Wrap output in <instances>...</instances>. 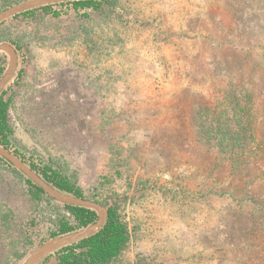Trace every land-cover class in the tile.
Here are the masks:
<instances>
[{
    "label": "rangeland",
    "instance_id": "374dc122",
    "mask_svg": "<svg viewBox=\"0 0 264 264\" xmlns=\"http://www.w3.org/2000/svg\"><path fill=\"white\" fill-rule=\"evenodd\" d=\"M31 1L0 15V40L20 43L26 61L9 124L21 151L76 180L82 204L120 201L131 239L114 264H264V0H111L86 22L71 12L13 20L75 0ZM0 53L2 78L10 72L1 91L18 57L6 43ZM30 207L1 171L0 264L19 248ZM41 251L23 264L55 250Z\"/></svg>",
    "mask_w": 264,
    "mask_h": 264
},
{
    "label": "trees",
    "instance_id": "16d2710c",
    "mask_svg": "<svg viewBox=\"0 0 264 264\" xmlns=\"http://www.w3.org/2000/svg\"><path fill=\"white\" fill-rule=\"evenodd\" d=\"M30 0H0V13L13 6ZM112 7L111 0H75L53 5H46L36 9L26 10L15 14L13 20L29 21L38 14L57 19L69 12L76 18L88 21L91 14L102 13ZM0 23V27L3 26ZM12 47L18 57V68L14 79L0 91V147L26 165L42 182L52 189L86 201L82 188L73 177L64 174L56 167L51 159L35 158L27 155L17 147L13 129L9 124V110L14 98L15 88L20 84L25 72V56L22 45L15 41H1L0 45ZM8 65L6 54L0 53V81ZM252 127L240 126V136H252ZM240 138V144H243ZM7 171L14 175L26 190L30 203V212L23 224L19 248L10 256L9 264H23L30 254L45 243L78 233L95 225L98 213L95 209L80 205L62 204L49 197L44 189L23 173L13 167L6 159L0 157V172ZM105 209V221L92 235L71 244L60 247L48 254L40 264H114L121 253L127 248L131 239V230L123 214L120 201H92ZM35 228H38L35 230ZM43 235L39 238L42 229ZM39 238V239H38ZM37 240V241H36ZM5 258L4 260H6ZM3 261L0 260V263Z\"/></svg>",
    "mask_w": 264,
    "mask_h": 264
},
{
    "label": "water",
    "instance_id": "95a60500",
    "mask_svg": "<svg viewBox=\"0 0 264 264\" xmlns=\"http://www.w3.org/2000/svg\"><path fill=\"white\" fill-rule=\"evenodd\" d=\"M37 1V0H36ZM36 1H31V2H29V3H25L24 5L25 6H29L28 4H35V2ZM9 11H4V12H2V13H0V15L1 14H5V13H8ZM8 76V73L5 75V77H4V79L6 78ZM3 78L1 79V81H0V83L4 80ZM0 149H2L1 147H0ZM4 152H5V150L4 149H2ZM7 152V151H6ZM13 157V156H12ZM29 172H31L30 170H29ZM35 175V174H34ZM36 176V175H35ZM37 177V176H36ZM37 179H39L38 177H37ZM40 180V179H39ZM41 181V180H40ZM38 185L39 186H41L43 189H44V191L46 192V190H45V188H44V186L46 185L44 182H40V183H38ZM77 201H80V206H85L84 204H82V203H84V201L83 200H78V199H76ZM94 205H96L95 203H94ZM97 207H99V210L97 211V212H99L101 209H104V208H102V207H100L99 205H96ZM85 207H87V206H85ZM88 208H91V207H88ZM106 214V213H105ZM99 215V214H98ZM98 220H100V218L98 219ZM98 223H99V221H97ZM98 223H96L95 225H93L92 227H94V226H97L98 225ZM102 225V224H101ZM101 225H99V226H101ZM98 226V228L96 229V230H93L92 229V227L91 228H89V229H87V230H85V231H83V232H78V233H75V234H72V235H77V234H81V233H87V234H85V235H83V236H81L78 240H80V239H83V238H85V237H88V236H90V235H92V234H94L100 227ZM68 236H71V235H68ZM64 237H66V236H64ZM64 237H61V238H58L59 239V242L60 241H62V239L64 238ZM58 239H55V240H58ZM55 240H52V241H55ZM77 240V241H78ZM49 242H51V241H49ZM76 242V241H75ZM48 243V242H47ZM47 243H45L41 248H39L40 250L41 249H43V247H45L46 245H47ZM65 244H62L60 247H62V246H64ZM67 245V244H66ZM59 248V247H58Z\"/></svg>",
    "mask_w": 264,
    "mask_h": 264
},
{
    "label": "bare ground",
    "instance_id": "6f19581e",
    "mask_svg": "<svg viewBox=\"0 0 264 264\" xmlns=\"http://www.w3.org/2000/svg\"><path fill=\"white\" fill-rule=\"evenodd\" d=\"M9 75H10V72H8V76ZM98 214H99L100 220H99V223L97 226L92 227L93 230H96L98 228V226L101 225L103 223V221L105 220V213L102 212V209L98 212ZM61 245H62V242L61 241L59 242V239L55 240V241L48 242L47 245L45 247H43L41 252L44 254L48 251L57 249Z\"/></svg>",
    "mask_w": 264,
    "mask_h": 264
},
{
    "label": "crops",
    "instance_id": "0c3cea01",
    "mask_svg": "<svg viewBox=\"0 0 264 264\" xmlns=\"http://www.w3.org/2000/svg\"><path fill=\"white\" fill-rule=\"evenodd\" d=\"M95 210H96V209H95ZM96 211H97V210H96ZM102 212L106 213V212H105V209H102ZM97 213H98V212H97ZM105 216H106V214H105ZM98 219H99V215H98ZM98 221H99V220H98ZM104 221H105V220H104ZM104 221H103V223H104ZM97 223H98V222H97ZM103 223H102V224H103ZM91 227H92V226H91ZM91 227H89V228H91ZM99 227H101V226H99ZM89 228H87V229H89ZM87 229H84V230H82V231H80V232H83V231H85V230H87ZM67 245H68V244H67ZM64 246H65V245H64ZM59 248H60V247H59ZM59 248H57V249H59ZM57 249H55V250H57ZM124 251H125V250H124ZM124 251H123V252H124ZM123 252H122V253H123Z\"/></svg>",
    "mask_w": 264,
    "mask_h": 264
}]
</instances>
